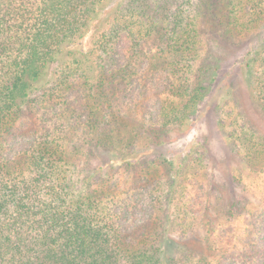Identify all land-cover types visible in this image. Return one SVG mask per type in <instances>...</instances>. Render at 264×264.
<instances>
[{"label": "trees", "instance_id": "trees-1", "mask_svg": "<svg viewBox=\"0 0 264 264\" xmlns=\"http://www.w3.org/2000/svg\"><path fill=\"white\" fill-rule=\"evenodd\" d=\"M208 21L247 48L264 115V0H0V264H264V137L251 130L236 181L256 202L206 221L207 254L163 252L211 207L190 161L160 151L207 94L195 66Z\"/></svg>", "mask_w": 264, "mask_h": 264}, {"label": "rangeland", "instance_id": "rangeland-1", "mask_svg": "<svg viewBox=\"0 0 264 264\" xmlns=\"http://www.w3.org/2000/svg\"><path fill=\"white\" fill-rule=\"evenodd\" d=\"M216 29L209 21L202 23L200 29L202 49L195 69H209L207 94L189 129L170 130L160 150L164 154L166 152L164 156L171 162L190 161L184 166V172L188 170L195 175L199 172L211 207L199 217L187 239H180L175 231L165 235V258L181 259L185 255L197 258L207 254L209 247L204 240L206 221L224 222L236 203L240 206L247 204L249 209L256 202V198L251 193H244L242 185L236 181L243 176L245 186L248 179L241 156L243 146L238 139L246 130L256 132L255 137H264V115L254 98L244 65L247 48L240 42L232 45ZM229 138L237 141L240 146L238 152L231 146ZM157 155V151L154 152L152 159ZM105 157L99 156L93 166L101 164L98 160ZM157 164L164 168L159 161Z\"/></svg>", "mask_w": 264, "mask_h": 264}]
</instances>
